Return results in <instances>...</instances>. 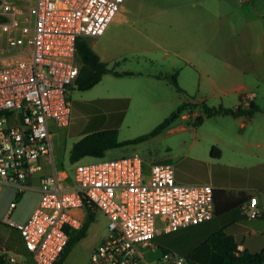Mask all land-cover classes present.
<instances>
[{"label":"built area","instance_id":"2783aa9c","mask_svg":"<svg viewBox=\"0 0 264 264\" xmlns=\"http://www.w3.org/2000/svg\"><path fill=\"white\" fill-rule=\"evenodd\" d=\"M124 1L35 0L22 18L20 0H0V190L11 186L19 193L41 194L26 222L6 216L35 264H56L88 213L99 210L107 217L108 233L89 264H184L185 257L170 251L150 261L141 248L158 249L159 221L162 231L171 232L215 216L212 185L179 183L172 165L156 163L147 169L138 153L78 161L69 182L45 174L39 186L33 183L43 167L41 158L53 152L51 122L65 127L71 121V90L80 71L77 41L104 35ZM7 16L13 17L11 25L1 21ZM14 27L30 46L23 61H9V49L19 38L8 44L2 40ZM254 97L246 93L241 101L248 105ZM15 207L13 202L10 212ZM242 209L252 219L264 217L258 196H251ZM0 254L19 263L16 255L8 257L1 240Z\"/></svg>","mask_w":264,"mask_h":264},{"label":"crops","instance_id":"0c3cea01","mask_svg":"<svg viewBox=\"0 0 264 264\" xmlns=\"http://www.w3.org/2000/svg\"><path fill=\"white\" fill-rule=\"evenodd\" d=\"M197 1L193 0L191 4L193 10L189 7L183 15H173V26L167 31L173 55L167 73L178 72L179 84L186 93L156 77L161 72L148 66L146 69L130 66L129 53L146 50V45L129 40L128 24L133 18L127 14L124 3L104 35L90 37V45L110 68L134 74L116 76L108 73L94 87L77 92L76 96L71 90L70 124L60 127L51 122L53 152L41 158L43 167L33 176L35 185L39 186L40 178L45 174H57L69 182V177L57 168L59 146L70 144L72 148L89 133L116 129L105 127L106 121L114 126L113 115H118L121 123L133 108L146 112L148 108L169 103L175 108L192 103L198 104L197 107L185 111L159 134L178 149L162 162L174 167L179 183L210 184L214 190H226L234 196L245 194V202L251 196H258L260 207L264 209V0H211L209 11L212 15L209 17L205 10L197 9ZM19 12L22 18L27 14L21 8ZM6 18L11 25L13 17ZM21 36L15 27L3 34L5 44L9 39H20L16 47L9 49V61L28 58L30 46L21 41ZM111 76L136 78L116 83ZM246 93L255 94L248 105L241 101ZM203 102L232 109H249L253 104L261 110L251 117L217 115L197 125L196 118L203 115L200 106ZM213 147L221 150L219 157L212 155ZM161 228L162 225L155 237L158 249L150 251L152 260L159 258L163 251H170L200 264L191 259L194 250L203 243L210 245L208 237L220 229L236 239L240 250L258 252L264 248V217L252 219L242 207L222 215L215 213L211 220L179 228L189 233L183 243L184 253H179L168 240L156 239L162 232L169 233ZM4 241L17 253L20 264H35L18 230L14 228ZM211 251L217 253L212 247ZM223 261L224 258L219 259L218 264Z\"/></svg>","mask_w":264,"mask_h":264},{"label":"rangeland","instance_id":"374dc122","mask_svg":"<svg viewBox=\"0 0 264 264\" xmlns=\"http://www.w3.org/2000/svg\"><path fill=\"white\" fill-rule=\"evenodd\" d=\"M210 1H197V9L205 10L207 17L212 15V12L209 11ZM31 2L32 0H20L21 9H24L28 13ZM192 2L193 0L124 1L127 14L133 18L131 24H128L130 27L129 40L146 45V50L138 53H129L130 66L137 67L139 65L143 69H146L145 67L148 66L149 69L152 68L156 72L168 71L173 56L170 42L167 38L168 27L173 26L171 18L175 14L183 15L189 10V7L193 10ZM24 18H26V15H24ZM88 41H90V38H88ZM116 76H111L114 81H117L116 83L131 81L136 78L131 76ZM72 91H74V96H76L77 92H82L76 87ZM183 96L185 97L184 94ZM70 100H72V96ZM177 108L170 103L158 108H148L146 112L133 108L129 110L123 122L120 123L122 120L118 118V115H113L112 123H115L114 126H110L111 124H108L106 121L105 127H116L119 130V139L121 141L135 139L150 132ZM170 142L169 139L156 135L144 141L111 149L104 157L87 156L79 162L89 163L101 159H118L138 153L144 159L147 169H149L153 164L164 163L162 161L172 155L174 150L177 149L175 144ZM59 147L61 150H59V154L56 157L57 168L61 174L73 178L75 163H71L70 161L71 146L67 144L60 145ZM18 195H20L19 198H17ZM40 198L41 194L38 191L26 190L23 193H19L17 189L11 186H5L0 190V240L9 250L8 257L17 255V253L4 241L6 235L14 230V228L6 223V216L9 215L10 220L17 223L26 222L38 206ZM13 202L16 203V207L10 212ZM107 223V217L99 210L96 213L95 220L88 229L86 237L72 246L64 264H88L93 250L103 241L108 233ZM161 225L162 222L159 221V226ZM188 235L187 230H178L169 233L162 232L156 239H160L162 242L163 240H168L176 246L179 253H184L185 248L183 247V243ZM141 250L146 254L147 259L152 261L150 256L151 250L149 248H141ZM191 259L200 264H218L219 259H223V256L212 253L210 245L203 243L194 250ZM6 264L20 263L7 262ZM185 264H192V262L186 259Z\"/></svg>","mask_w":264,"mask_h":264},{"label":"trees","instance_id":"16d2710c","mask_svg":"<svg viewBox=\"0 0 264 264\" xmlns=\"http://www.w3.org/2000/svg\"><path fill=\"white\" fill-rule=\"evenodd\" d=\"M1 21L8 22L9 19H7L6 17H2ZM77 58L80 64V71L74 87H76L80 91L91 89L102 80L104 75L108 73L117 76L134 74L133 72H121L115 70L114 68H110L108 66V63L103 61L99 54L90 45L88 38L82 37L78 39ZM156 77L166 80L167 82L172 84L178 91L186 93V91L179 84L177 71L173 73L161 72L157 74ZM197 105L198 104L192 103H184L180 105L174 112H172L150 132L135 139L121 141L119 139L118 129H106L89 133L73 144L70 150V161L71 163H76L87 156L101 158L104 157L106 153L111 149L144 141L151 137L159 135L174 121H176L185 111L194 109L197 107ZM200 106L203 109V115H199L196 118L197 125L201 124L204 119L217 115L238 116L243 114L251 117L257 111L261 110L259 106H254L253 104H251L249 109H244L242 107L232 109L224 106H209L204 102L201 103ZM212 155L214 157H219L221 155V150L217 147H213ZM19 197L20 195L17 196V198ZM246 199L247 196L245 194L234 196L228 193L226 190H214L216 215H222L233 209L241 208ZM96 213L97 212L88 213L83 228L78 232H75L71 236L68 246L65 248L56 264H62L69 254L72 246L79 240L86 237L90 225L95 220ZM207 242L211 245L212 249L215 252L223 256V264H264V248L258 252L240 250L239 244L236 239L223 229L213 232L208 237ZM6 263L7 260L3 255L0 254V264Z\"/></svg>","mask_w":264,"mask_h":264}]
</instances>
